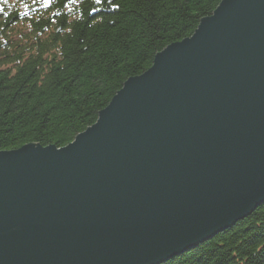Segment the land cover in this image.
I'll return each instance as SVG.
<instances>
[{
	"label": "water",
	"instance_id": "water-1",
	"mask_svg": "<svg viewBox=\"0 0 264 264\" xmlns=\"http://www.w3.org/2000/svg\"><path fill=\"white\" fill-rule=\"evenodd\" d=\"M264 204V0H222L64 147L0 150V264H163Z\"/></svg>",
	"mask_w": 264,
	"mask_h": 264
},
{
	"label": "trees",
	"instance_id": "trees-1",
	"mask_svg": "<svg viewBox=\"0 0 264 264\" xmlns=\"http://www.w3.org/2000/svg\"><path fill=\"white\" fill-rule=\"evenodd\" d=\"M222 0H0V150L61 148ZM163 264H264V204Z\"/></svg>",
	"mask_w": 264,
	"mask_h": 264
},
{
	"label": "snow or ice",
	"instance_id": "snow-or-ice-1",
	"mask_svg": "<svg viewBox=\"0 0 264 264\" xmlns=\"http://www.w3.org/2000/svg\"><path fill=\"white\" fill-rule=\"evenodd\" d=\"M100 2V0H97V3H99Z\"/></svg>",
	"mask_w": 264,
	"mask_h": 264
},
{
	"label": "bare ground",
	"instance_id": "bare-ground-1",
	"mask_svg": "<svg viewBox=\"0 0 264 264\" xmlns=\"http://www.w3.org/2000/svg\"><path fill=\"white\" fill-rule=\"evenodd\" d=\"M217 235V234H216ZM213 238V237H212ZM210 240V239H209ZM208 241V240H207ZM206 242V241H205Z\"/></svg>",
	"mask_w": 264,
	"mask_h": 264
}]
</instances>
